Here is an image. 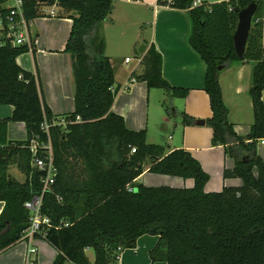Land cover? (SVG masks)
I'll return each mask as SVG.
<instances>
[{"label":"trees","instance_id":"obj_1","mask_svg":"<svg viewBox=\"0 0 264 264\" xmlns=\"http://www.w3.org/2000/svg\"><path fill=\"white\" fill-rule=\"evenodd\" d=\"M114 1L48 0L41 4L24 0V15L29 21L47 17L42 7L56 6L61 10L56 17L72 22L63 52L71 57L74 109L63 115L70 123L65 128L51 127L48 136L40 125L43 118L50 120L53 115L42 102L38 80L16 63V58L31 52L33 46L31 50L26 46L0 47V105L13 108L10 118L0 119V202H4L0 253L20 241L29 224L23 205L41 191V173L33 162L43 155L41 147L49 143L58 175L52 192L43 196L41 212L52 226L43 229L44 236L36 234L34 238L46 241L57 251L53 264H90L85 255L88 248L94 252L92 264H109L116 247L133 248L143 235L158 237L150 252L152 261L264 264V162L256 153L257 141L264 139L260 19L254 15L251 21L241 58L235 55L233 46L238 13L251 3L259 10L261 0L196 6L194 0L157 1L158 5L187 11L189 45L206 65L203 91L211 116L203 122L212 131L211 146L222 147L234 161L232 169L223 170V178L242 182L240 187H225L217 193L204 192L208 175L188 152L173 150L165 154L162 146L147 142L144 130L126 129L123 118L111 111L118 87L114 86L112 65L104 55L100 26L110 15ZM141 57L142 71L134 80L144 82L148 89L163 91L167 100L162 106L172 115L167 101L185 98L188 90L174 88L162 78L161 56L153 45ZM245 61L253 63L249 89L253 123L247 142L228 122L218 83L220 71L230 62ZM179 115L186 126L196 122L184 113ZM9 122L25 125L26 140L8 141ZM147 159L149 173L192 179L193 187L134 185ZM11 166L23 174L22 183L8 174ZM57 195L61 202L56 200ZM60 220L71 225L55 229Z\"/></svg>","mask_w":264,"mask_h":264},{"label":"crops","instance_id":"obj_2","mask_svg":"<svg viewBox=\"0 0 264 264\" xmlns=\"http://www.w3.org/2000/svg\"><path fill=\"white\" fill-rule=\"evenodd\" d=\"M157 1L117 0L116 6L111 11V22L104 23L103 28L100 26L105 40L104 55L112 65L114 86L118 87L111 111L123 118L126 129L134 132L144 130L147 142L162 146L165 154L173 150L188 152L208 175V181L204 186L205 193H217L225 187H240L242 185L240 179L223 178V170L232 169L234 161L226 156L222 147L211 146V129L205 124L188 126L182 124L180 113L204 122L211 116L208 96L203 91L206 65L189 45L191 25L187 11L158 5ZM224 1L236 0H200V4L211 5ZM53 10L55 13L61 12L57 7ZM255 16L262 24L264 57V0H261V7ZM71 25V20L67 18L47 16L42 20L35 19L32 51L16 58L19 67L37 78L42 102L53 116H63L74 109L71 57L63 52ZM125 36L127 37L124 38ZM139 36L145 50L143 54L137 52L132 55L139 44L137 41ZM144 42H147V45ZM150 45H153L161 56L162 78L174 88L188 90L185 98H173L167 101L173 112L172 115L166 114L162 106V102L167 100L163 91L148 89L144 82L134 80V76L142 71V66L136 59L143 56ZM121 49H125L123 51L126 52L125 55L118 56L119 52H113ZM125 59L130 60L128 64L124 63ZM252 68V62H230L218 75L228 122L232 125L234 133L245 142L253 123V109L249 95ZM262 101L264 103V89ZM12 111V106L0 105V119L10 118ZM169 132L179 135L181 139L174 140L170 135L166 138L165 135ZM26 138L23 123L7 124L8 141H24ZM256 153L264 162V143H261V140L257 141ZM148 167L147 159L144 163V171L133 181L134 185L155 187L143 183V179L152 174L148 172ZM8 174L10 175L9 170ZM154 175L156 181L161 179L163 182L156 187L175 189L193 187L192 179ZM14 179L19 183L24 181L15 176ZM131 187L130 190L133 189V185ZM3 207L4 202H0V213ZM157 240V236L143 235L137 238L133 248L116 247L113 250L114 255L112 254L117 257L116 261L111 260L109 264H165L161 260L152 261L150 257ZM30 248L35 249V254H28ZM86 251L87 249L85 255ZM56 256L57 251L42 239L34 238L30 241L21 239L0 253V264H28V260L35 261V264H53ZM86 257L90 263L87 255Z\"/></svg>","mask_w":264,"mask_h":264},{"label":"built area","instance_id":"obj_3","mask_svg":"<svg viewBox=\"0 0 264 264\" xmlns=\"http://www.w3.org/2000/svg\"><path fill=\"white\" fill-rule=\"evenodd\" d=\"M200 0H194V5H199ZM24 0H0V47L10 46L11 48L26 46L31 50L34 44V37L30 31V25L32 21L26 19L24 15ZM53 7V6H50ZM43 8V7H42ZM47 13V11L45 12ZM49 17H56L54 10L45 14ZM142 57L136 59L137 63L140 64ZM130 60L125 59V64H128ZM113 92V88L110 89ZM77 120H79L77 118ZM70 122L63 116H52L50 120L43 118L40 125V129L47 136L49 135V130L53 126H60L65 128ZM264 143V140H261ZM34 149V147H32ZM43 150V155L37 157L33 162V167L41 173L40 184L41 191L39 194L34 195L24 203V209L28 212V226L22 233V239L32 240L34 235L42 234L45 227H50L51 220L44 216L41 212L43 204V196L46 193L52 192V186L55 183L56 177L58 175V169L54 164L53 153L51 145L48 143L41 147ZM132 150L131 153H134ZM130 190V189H129ZM131 191V190H130ZM56 200L61 202L60 196H56ZM71 224L68 221L60 220V222L55 226V229L67 228ZM28 254H35V249H28ZM117 258V257H116ZM31 260H28V263ZM72 264V263H66Z\"/></svg>","mask_w":264,"mask_h":264},{"label":"water","instance_id":"obj_4","mask_svg":"<svg viewBox=\"0 0 264 264\" xmlns=\"http://www.w3.org/2000/svg\"><path fill=\"white\" fill-rule=\"evenodd\" d=\"M37 1L38 3L45 4L47 3L48 0H37ZM256 10H257V5L255 3H251L249 6H247L245 9L241 10L238 13L237 16L238 22L233 35L234 51H235V55L238 58H241L244 54L247 37L251 27V21L256 13ZM144 50H145V46L142 44L138 49V53L143 54ZM219 70H221V67H219ZM195 124L203 125L204 122L202 120H197Z\"/></svg>","mask_w":264,"mask_h":264},{"label":"rangeland","instance_id":"obj_5","mask_svg":"<svg viewBox=\"0 0 264 264\" xmlns=\"http://www.w3.org/2000/svg\"><path fill=\"white\" fill-rule=\"evenodd\" d=\"M116 3H117V1H114V3H113V8L116 6ZM53 9H56V6H53V7H50V6H44L42 9H41V11L44 13V14H47V13H49L51 10H53ZM113 10V9H112ZM47 11V13H45ZM61 13V12H60ZM58 14V12L56 13V15ZM112 13H110V15H108V17L104 20V22L102 23V25H101V28H103L104 27V23H107V21L108 22H111V17H112V15H111ZM39 20H42V18H38ZM37 19V20H38ZM39 22H41V21H39ZM33 24H34V20L31 22V25H30V30H31V34L32 35H34V26H33ZM40 24V23H39ZM127 36H125L124 38H126ZM137 41H138V46L135 48V50H134V52H132V55H135V54H137V52H138V49H139V47H140V45H141V36H139L138 38H137ZM117 46V45H116ZM112 50V49H111ZM125 49H121V50H118V51H116V50H114L113 52L114 53H120V54H117L118 56H121V55H125L126 54V52L124 53L123 51H124ZM130 57H131V54H130ZM150 123H151V125H152V121H150ZM173 136V138H174V140H180L181 139V137L179 136V135H176V134H174V133H172V132H169L168 134H166L165 135V137L167 138L168 136ZM9 171H10V175H11V177H13L14 178V176L15 177H19L20 179H24V176H23V174H21L17 169H16V167L15 166H11L10 168H9ZM159 178V177H158ZM143 183H147V184H150V185H155V187H156V185H159L160 183H163L162 181H161V179H158L157 181H156V178H155V175L154 174H150V175H148V177H146V178H144L143 179ZM154 187V186H153ZM120 249H127L126 247H121V246H118ZM86 255L88 256V258H89V261H90V263H93V259H94V252H93V250L91 249V248H88L87 249V251H86ZM114 255V254H113ZM114 258V259H113ZM111 260H113L114 262L116 261V258H115V256H112V254H110V259H109V261H111Z\"/></svg>","mask_w":264,"mask_h":264}]
</instances>
